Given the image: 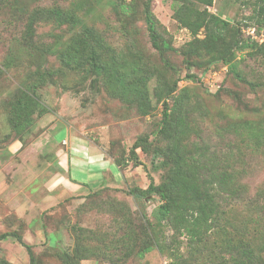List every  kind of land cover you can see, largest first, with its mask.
I'll return each instance as SVG.
<instances>
[{
    "label": "rangeland",
    "instance_id": "374dc122",
    "mask_svg": "<svg viewBox=\"0 0 264 264\" xmlns=\"http://www.w3.org/2000/svg\"><path fill=\"white\" fill-rule=\"evenodd\" d=\"M254 2L214 0L208 8L239 29L248 44L224 64L201 48L179 53L192 39L172 18L179 1H152L163 40L178 51L161 53L149 40L145 0H0V157L6 161L0 167L7 177H21L22 187L28 180L43 184L55 171L57 156L76 138L95 143L117 162L129 160L124 172L119 169L123 180L117 185L107 184L77 201L66 197L23 219L40 224L41 229L18 232L32 245L38 264H214L229 241L248 245L255 263L264 264V55L251 44L264 43V20ZM43 8H58L68 21L57 25L52 18L39 19L31 39L25 37V18ZM203 37L201 30L197 38ZM90 38L102 65L96 90L86 60ZM226 53L216 49L213 54ZM229 64L255 87L229 74ZM174 83L175 92L167 96ZM33 87L41 107L19 138L12 109L21 91L31 93ZM178 100L193 128L184 142L205 143L234 172L238 188L222 203L218 226L200 253L189 249L186 237L173 238L157 223L158 195L144 198L135 191L151 179L162 182L166 170L154 149L166 145L160 133L164 102L172 108ZM15 140L21 148L10 155L6 149ZM135 142L142 143V150H135L139 167L129 159ZM78 157L72 155L71 161ZM148 239L160 242L163 251L154 248L138 258L136 251ZM0 257L28 264L24 248L12 237L0 241Z\"/></svg>",
    "mask_w": 264,
    "mask_h": 264
},
{
    "label": "trees",
    "instance_id": "16d2710c",
    "mask_svg": "<svg viewBox=\"0 0 264 264\" xmlns=\"http://www.w3.org/2000/svg\"><path fill=\"white\" fill-rule=\"evenodd\" d=\"M152 1L145 0L143 6L144 23L151 46L161 53L177 51L162 38L159 28L163 26L151 10ZM174 1H179V4L172 7V18L180 28L189 31L192 37L188 48L179 51L182 56L194 53L195 49L201 48L207 53H211L210 59L213 61L218 60L226 64L234 56L235 50L242 51L248 46V44L242 43L239 29L233 28L228 21L208 10L213 6L214 0ZM233 1L244 3V0ZM254 7V10L264 20V0H255ZM42 18H52L58 23L57 25L68 21L67 16L58 8L54 10L39 9L28 14L25 18L27 21L25 37L31 39L34 23ZM201 30L204 32V37L198 39L197 35ZM251 44L256 53L264 55V43L252 42ZM86 47L88 70L92 73L93 90H96L102 65L91 38L87 40ZM216 49L218 51L223 49L227 53L217 57L213 54ZM228 68L229 74H233L238 81L247 84L250 88L255 87L242 78L231 65ZM176 87V83H174L167 91V96H172ZM34 90L33 87L30 90L31 93L21 91V97L18 98L12 109L15 117L12 128L19 138L30 128L32 115L41 107ZM160 124V133L165 136L166 145L164 148H157L154 151L162 157V167L166 173L160 184H155L151 179L146 188H138L135 191L144 198L151 196L152 193L158 195L160 204L157 206L155 214L157 223L168 227L172 231L173 238L186 237L189 249L200 253L208 247L207 238L218 226L222 203L238 193L236 175L232 170H228L227 164L221 163L211 154L205 143L193 142L189 145L184 142L193 128L189 121V113L186 108L181 106L179 100L175 101L172 108H169L164 102ZM138 148L142 150V143L135 142L129 151V159H131L133 167L141 166L135 152ZM112 161L122 172L129 162L128 159L122 162L113 159ZM13 225L14 228L7 227L5 231L0 232V241L12 237L24 248L28 264H38L32 245L18 233L19 230L24 231L25 224L22 225V222H19V225L15 223ZM154 248L163 251L160 242L148 239L135 254L138 258H143ZM216 255L219 258L214 264H256L253 250L245 244L235 245L229 241L219 248ZM66 259L70 261L68 257ZM0 264L12 263L6 258L0 257Z\"/></svg>",
    "mask_w": 264,
    "mask_h": 264
},
{
    "label": "crops",
    "instance_id": "0c3cea01",
    "mask_svg": "<svg viewBox=\"0 0 264 264\" xmlns=\"http://www.w3.org/2000/svg\"><path fill=\"white\" fill-rule=\"evenodd\" d=\"M19 148H21V143L15 140L7 147L6 152L16 155ZM85 153L86 160L82 158ZM74 154H78L81 158L78 157L79 160L73 163L71 157ZM56 160L55 171L50 172L43 184L28 180L29 182L23 187L21 177L16 179L7 177L5 168L0 167V232L5 231L7 227L14 228V219H17V222L23 221L26 226L24 230L30 231V228L40 224H33L31 219L23 220L25 217L30 218L36 215V212L39 214L63 201L66 197H71L75 201L81 200L83 195L95 189L112 183L117 185L119 181L123 180L121 171L112 159L105 156L99 146L85 138L74 139L68 150L58 155ZM101 161L105 165L100 164ZM1 162L6 163L5 159L0 157ZM19 169L22 168L19 167ZM79 176H86V179H80ZM19 186L22 188L21 191H17ZM42 191L46 194L38 199L37 194Z\"/></svg>",
    "mask_w": 264,
    "mask_h": 264
}]
</instances>
